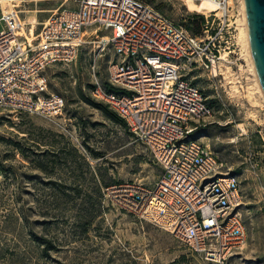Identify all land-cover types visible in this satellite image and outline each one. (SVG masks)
<instances>
[{"label":"rangeland","instance_id":"1","mask_svg":"<svg viewBox=\"0 0 264 264\" xmlns=\"http://www.w3.org/2000/svg\"><path fill=\"white\" fill-rule=\"evenodd\" d=\"M1 1L0 14L12 10L14 2ZM18 1L29 35L31 23L38 34L49 18L75 9L79 0ZM146 1L185 28L192 15H202L183 0ZM233 10L237 44L219 77L189 72L214 112L196 136L244 190L249 240L229 264H264V95L248 55L242 0H234ZM96 50L48 69L45 94L66 100L62 116L0 108V264H211L107 196L108 187L154 184L162 170L128 123L115 121L102 107L115 111L94 96L99 85H112L115 58L109 51L97 60Z\"/></svg>","mask_w":264,"mask_h":264},{"label":"built area","instance_id":"2","mask_svg":"<svg viewBox=\"0 0 264 264\" xmlns=\"http://www.w3.org/2000/svg\"><path fill=\"white\" fill-rule=\"evenodd\" d=\"M210 2L205 23L194 34L146 0H79L73 10L49 18L35 35H21L13 8L0 14V108L60 117L66 100L46 95L48 69L71 64L81 52L115 55L110 83L94 96L127 123L162 174L151 185H120L105 191L121 211L171 233L211 264H229L249 240L243 218L244 190L237 175L196 134L214 114L189 72L215 81L224 56L235 52L237 26L230 0ZM96 53V54H97Z\"/></svg>","mask_w":264,"mask_h":264},{"label":"water","instance_id":"3","mask_svg":"<svg viewBox=\"0 0 264 264\" xmlns=\"http://www.w3.org/2000/svg\"><path fill=\"white\" fill-rule=\"evenodd\" d=\"M251 50L264 91V0H245Z\"/></svg>","mask_w":264,"mask_h":264},{"label":"bare ground","instance_id":"4","mask_svg":"<svg viewBox=\"0 0 264 264\" xmlns=\"http://www.w3.org/2000/svg\"><path fill=\"white\" fill-rule=\"evenodd\" d=\"M8 1V0H7ZM12 2H14V4L12 5L13 9L15 11H17L18 8H20V3L18 0H10ZM3 1L0 0V3H2ZM21 2V1H20ZM234 3V0H230V5H233ZM242 3H243V10H244V17H245V23H246V32H245V29H244V32L246 33V40H247V45H248V55H250V58H251V62H252V65H253V69H254V73L256 75V78H257V81L258 82V85L262 92V94L264 95V91L261 87V84H260V81H259V78H258V75H257V71H256V66H255V62H254V58H253V53H252V50H251V43H250V37H249V27H248V23H247V18H246V9H245V0H242ZM186 6L188 7V9L190 11H198V12H201L203 10H207V11H217L218 8H217V5H215L214 3H210V2H203V3H195V2H192V1H188L186 2ZM245 27V26H244ZM25 29H26V26L23 24V29L20 31V34L21 35H28L26 32H25ZM35 31H36V23H31V26L29 28V33L31 35H33L35 37ZM227 56V55H226ZM224 57V60H228V57ZM223 60V61H224Z\"/></svg>","mask_w":264,"mask_h":264},{"label":"trees","instance_id":"5","mask_svg":"<svg viewBox=\"0 0 264 264\" xmlns=\"http://www.w3.org/2000/svg\"><path fill=\"white\" fill-rule=\"evenodd\" d=\"M191 20H192V22H190L189 24H186L185 26L189 30H191L194 34H200L202 32V27L205 23V18L202 15L194 14L191 16ZM107 90L117 92V89L114 88L112 85H109ZM102 108L115 121H117L123 125H127L126 121L121 116H119L117 113L109 111L108 107H102Z\"/></svg>","mask_w":264,"mask_h":264}]
</instances>
